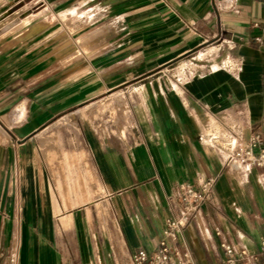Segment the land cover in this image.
Segmentation results:
<instances>
[{"label": "crops", "instance_id": "0c3cea01", "mask_svg": "<svg viewBox=\"0 0 264 264\" xmlns=\"http://www.w3.org/2000/svg\"><path fill=\"white\" fill-rule=\"evenodd\" d=\"M119 93L117 135L89 112ZM72 113L78 145L52 144ZM255 133L264 0H0V264H133L176 216V187L211 178L171 247L226 264L228 243L264 264V170L213 139Z\"/></svg>", "mask_w": 264, "mask_h": 264}, {"label": "built area", "instance_id": "2783aa9c", "mask_svg": "<svg viewBox=\"0 0 264 264\" xmlns=\"http://www.w3.org/2000/svg\"><path fill=\"white\" fill-rule=\"evenodd\" d=\"M215 146L229 153V160L238 163L245 169L259 168L264 170V141L260 134H253L243 142L236 136H213ZM215 185L214 179H205L193 185L182 183L176 187L173 202L176 216L169 218L163 230V239L152 254L140 250L133 257V264H194L188 255L173 249L170 241L177 239L178 233L187 229L193 219L201 214L206 201ZM226 264H258V257L246 249L236 250L228 243L222 244ZM264 252V242L262 243Z\"/></svg>", "mask_w": 264, "mask_h": 264}, {"label": "rangeland", "instance_id": "374dc122", "mask_svg": "<svg viewBox=\"0 0 264 264\" xmlns=\"http://www.w3.org/2000/svg\"><path fill=\"white\" fill-rule=\"evenodd\" d=\"M125 96L129 97L127 94ZM125 96L123 93H119L113 97H103L104 99H99L93 107L96 112H93V109H91L89 112L90 119L101 121V129L111 125L115 134H122L123 129L125 130V126H128L130 123L128 109H126L128 104ZM81 118L82 116L77 115L76 113H72L63 117L61 125H63L64 128L59 130H64L67 132V134L59 136L53 134L51 143L55 144L56 146L59 144L64 145L65 143H67L69 146L78 145L75 133L76 130L74 127L76 125V121Z\"/></svg>", "mask_w": 264, "mask_h": 264}, {"label": "bare ground", "instance_id": "6f19581e", "mask_svg": "<svg viewBox=\"0 0 264 264\" xmlns=\"http://www.w3.org/2000/svg\"><path fill=\"white\" fill-rule=\"evenodd\" d=\"M43 15V13L37 14L36 17H41ZM47 154V153H46ZM45 154V155H46Z\"/></svg>", "mask_w": 264, "mask_h": 264}]
</instances>
